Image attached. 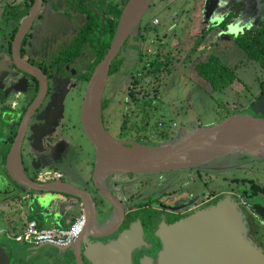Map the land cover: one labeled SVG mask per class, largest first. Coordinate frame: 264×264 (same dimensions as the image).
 Masks as SVG:
<instances>
[{
    "label": "flooded vegetation",
    "instance_id": "af4514ba",
    "mask_svg": "<svg viewBox=\"0 0 264 264\" xmlns=\"http://www.w3.org/2000/svg\"><path fill=\"white\" fill-rule=\"evenodd\" d=\"M127 1L0 0V172L10 188L5 199L19 198V203H25L28 215L49 221V216L43 217L42 211L35 208V198L45 194L34 196L33 192H23L7 176L6 157L19 138L22 171L30 180L42 183L47 175L49 181L45 183L62 184L71 191L87 193L98 211L94 231L86 230L84 215V228L67 247L17 243L21 248L10 250V240L0 239V246L10 251L9 264H127L128 255L130 264H157L160 227L174 224L225 197L238 206L247 239L264 254V168H256L264 162L257 159L243 155L220 158L211 165L224 159L238 162L214 172L215 175L206 171L179 175L174 172L116 174L105 181L106 200L95 190L94 150L80 126V107L76 121L72 120L69 108L76 98L81 106L86 85L110 48ZM156 4L152 0L150 7L156 10ZM244 9L248 12L247 6ZM158 23L157 20L156 25L145 24L141 28V21L110 63L101 113L105 130L116 141L144 144V129L154 119L153 112H145L152 106L143 104V66L139 68L138 63L143 58L144 31L154 29ZM227 23L213 26L223 28ZM130 40L137 59L128 68ZM82 138L92 151L75 142ZM84 170L89 171L88 176ZM229 171L238 172V177L229 178L230 190L212 188L203 193V187L213 180H223ZM183 188H188L192 198L177 209L171 200ZM50 195L57 197L64 210L59 224L73 222L82 202L63 194ZM127 233L131 234L130 238L118 247L117 243Z\"/></svg>",
    "mask_w": 264,
    "mask_h": 264
},
{
    "label": "water",
    "instance_id": "95a60500",
    "mask_svg": "<svg viewBox=\"0 0 264 264\" xmlns=\"http://www.w3.org/2000/svg\"><path fill=\"white\" fill-rule=\"evenodd\" d=\"M151 1H127L110 48L95 68L82 97L80 126L95 156L92 183L105 200L108 199L105 181L116 174L204 170L216 160L233 155L264 162V93L249 105V113L231 114L210 127L180 128L172 140L157 146L119 142L105 130L101 97L110 63L127 36L141 23ZM17 68L33 74L24 67ZM19 148L20 139L17 138L6 157L7 176L23 192H33L34 196L45 194L35 198V208L42 211V216H49L48 222L53 226L59 225L64 210L57 197L50 194H63L82 202L81 211L87 216L85 228L94 231L98 211L89 195L71 191L62 184L30 180L22 171ZM130 236V233L125 234L117 246L123 245ZM158 236L161 250L157 264H264V254L247 239L242 214L230 197L174 224L160 227ZM87 238L92 236L87 235ZM9 255L10 251L0 246V264H9ZM126 262L130 264L129 255Z\"/></svg>",
    "mask_w": 264,
    "mask_h": 264
},
{
    "label": "rangeland",
    "instance_id": "374dc122",
    "mask_svg": "<svg viewBox=\"0 0 264 264\" xmlns=\"http://www.w3.org/2000/svg\"><path fill=\"white\" fill-rule=\"evenodd\" d=\"M154 1H156L158 7L156 10L150 7L142 19L141 28L145 24L152 26L154 19H157L159 23L157 26H153L154 29L144 31L145 42L141 43L143 59L138 63V66L141 68L143 65H147L148 61L157 57V61L162 64V69L154 77H150L151 80L148 79V81L143 83V104L152 106V109L146 108L145 112H153L154 117L152 123H149L144 129L143 143L150 146L161 145L172 140L180 128L189 129L193 126L200 128L210 127L222 121L227 115L237 114L235 113L237 111L238 113L240 111L248 113L250 101L254 100L259 93V82L264 80V70L257 63L247 61L244 53L237 46L231 45L229 41L226 42V39L221 43L223 47L230 44L229 53L231 56L226 57L224 61L219 59L235 70V75L238 79L230 88L224 92L209 93L202 85V81L194 75V64L205 60L210 55L216 54L213 49H211L212 52H206L202 48L205 45V41H210L211 39L209 35L210 29L204 37L205 39L203 38L201 41L199 39L201 30L204 32L206 28L211 27V15L208 17L210 9L208 0ZM222 1L227 4L229 2V0ZM256 5L258 10L253 26L264 22V5L260 2ZM246 27H248L246 22L244 23L242 20L239 24H235L232 30L239 29L238 32L241 33L240 30ZM234 32L237 31H232L234 34L232 36H236ZM199 41L200 45L198 46ZM130 43L131 40L128 44L126 57L128 68L132 67L137 59V53L131 49ZM195 46H197V49L193 53ZM218 47H220V44H218ZM79 107V98H76V103L69 108L73 121H76ZM75 142L92 151L84 138ZM237 162V159L231 161H225L224 159L220 163L211 165L208 169H200L193 172L203 173L206 171L209 174L213 173L211 175H215L216 173L214 172L221 171L224 167L235 166ZM78 168L76 167V171H78ZM256 168L263 169L264 165L257 164ZM88 172L84 170L86 176H88ZM184 172L187 171H178L174 172V174L179 175ZM188 173L187 175H192ZM3 175L0 172V229L10 232L1 223L4 218L6 219L8 215H11V212L14 213V209L16 210L15 213L19 214L26 209V205L22 200V203H19V198L13 201L8 197L5 199V196L10 193V188ZM232 175L238 177V172L233 171L231 173L229 171L223 177V180H213V183L203 187V193L212 190V188L230 190L229 178ZM191 177H194V175ZM188 186L193 185L187 184ZM187 189L183 188V190H180V193L171 200L174 204L173 207L179 209L192 198L190 193H187ZM32 218L38 222H43V226L46 228L53 226L50 222L41 221L37 216ZM22 221H24V218L21 219ZM0 239L8 241L2 231L0 232ZM8 244H10V250L21 248L20 244L17 243L11 242Z\"/></svg>",
    "mask_w": 264,
    "mask_h": 264
},
{
    "label": "crops",
    "instance_id": "0c3cea01",
    "mask_svg": "<svg viewBox=\"0 0 264 264\" xmlns=\"http://www.w3.org/2000/svg\"><path fill=\"white\" fill-rule=\"evenodd\" d=\"M208 2H209L208 5L210 7L209 12H208V17L211 15L210 16L211 27L206 28L204 32L201 30V34L199 35V37H201L202 34L207 32L209 29H211L210 30L211 32H209L211 39L210 41H205L204 43L205 45L202 48H204L206 52H212L211 49H213V51L215 50L216 54L214 55L219 57L222 61H224L226 57L231 56L229 53L230 44L227 43L228 45L223 47L221 43L223 42V40L225 41L226 39V42L229 41L231 45L237 46L235 43L236 37H238L242 32L255 28V26L257 27L258 23L255 26H253L255 23V18L257 17V10H258V6L256 4L260 2L262 5H264V0H257V1L255 0V4L253 0H229L228 4L222 0H208ZM245 6L248 7V12H245V9H244ZM242 16L244 17L242 18ZM228 18L229 20L225 27L223 28L217 27L219 26L220 23L224 22ZM241 18L242 20L244 19L243 22L244 23L246 22L248 27L242 28L240 30L241 33H239L238 32L239 29H235V30H232V29H234L235 24H239L242 21L240 20ZM213 24H217V26L216 25L212 26ZM228 30H231V31H228ZM232 31H237V32H234L236 36H232L234 35ZM218 44H220V47H218ZM13 211L14 213L11 212V215H8L6 219L4 218L3 222L1 223L10 230V232H6L5 230L0 229V232L2 231L3 233H5L7 240H9L7 236L16 235L18 232L22 230L26 222L30 220H34L32 218L34 216L28 215L26 209L23 210L19 214L15 213L16 211L15 209ZM22 218H24V221L21 222ZM34 221L37 222L40 228L48 229L43 226L44 225L43 222H38L36 220ZM16 223L19 225H17ZM70 223H65V224L62 223V224L56 225L55 227L66 228Z\"/></svg>",
    "mask_w": 264,
    "mask_h": 264
},
{
    "label": "trees",
    "instance_id": "16d2710c",
    "mask_svg": "<svg viewBox=\"0 0 264 264\" xmlns=\"http://www.w3.org/2000/svg\"><path fill=\"white\" fill-rule=\"evenodd\" d=\"M228 20L229 18L226 19L225 22H228ZM207 32L202 34V36L199 38L200 41L205 37ZM200 41L199 44H197L198 46L200 45ZM142 42H145L144 38H141V43ZM235 43L244 53L247 61L257 63L261 69L264 70V23L258 27L243 32V34L235 38ZM196 49L197 46L193 48L192 52L195 53ZM141 59H143L142 56ZM143 66V83L148 81V79L151 80L150 77H154L162 69V64L157 61V57L148 61L147 65ZM193 71L196 78L202 81V85L209 93L224 92L226 89L230 88V86H232L236 80H238L235 75V70L231 67H228L219 59V57L215 55H210L205 60L194 64ZM263 93L264 80H261L259 82V94L254 98V100ZM254 100L250 101L249 105ZM235 113H238V111Z\"/></svg>",
    "mask_w": 264,
    "mask_h": 264
},
{
    "label": "built area",
    "instance_id": "2783aa9c",
    "mask_svg": "<svg viewBox=\"0 0 264 264\" xmlns=\"http://www.w3.org/2000/svg\"><path fill=\"white\" fill-rule=\"evenodd\" d=\"M157 24V19L152 22ZM49 177L46 175L41 181L48 182ZM85 216L82 211L75 217L72 223L66 228L50 227L48 229L40 228L34 220L25 223L20 233L7 238L14 243H23L28 246L39 247L43 245L63 248L69 246L81 233L84 228Z\"/></svg>",
    "mask_w": 264,
    "mask_h": 264
}]
</instances>
